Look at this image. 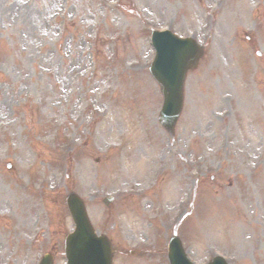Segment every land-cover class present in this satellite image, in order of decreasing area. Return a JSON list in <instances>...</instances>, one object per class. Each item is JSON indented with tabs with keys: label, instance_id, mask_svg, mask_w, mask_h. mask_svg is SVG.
Instances as JSON below:
<instances>
[{
	"label": "rangeland",
	"instance_id": "374dc122",
	"mask_svg": "<svg viewBox=\"0 0 264 264\" xmlns=\"http://www.w3.org/2000/svg\"><path fill=\"white\" fill-rule=\"evenodd\" d=\"M166 29L204 49L173 133ZM72 192L113 264H264V0H0V264H65Z\"/></svg>",
	"mask_w": 264,
	"mask_h": 264
},
{
	"label": "water",
	"instance_id": "95a60500",
	"mask_svg": "<svg viewBox=\"0 0 264 264\" xmlns=\"http://www.w3.org/2000/svg\"><path fill=\"white\" fill-rule=\"evenodd\" d=\"M152 41L156 56L149 73L159 85L163 98L158 121L163 129L172 132L182 110L185 75L196 67L202 51L194 41L179 40L169 33L154 34ZM67 206L75 227L65 241L67 264H111L110 246L104 237L94 234L82 202L75 195H69ZM168 259L170 264H190L176 237L169 241ZM40 264H51V259L45 256ZM211 264L225 263L215 259Z\"/></svg>",
	"mask_w": 264,
	"mask_h": 264
}]
</instances>
